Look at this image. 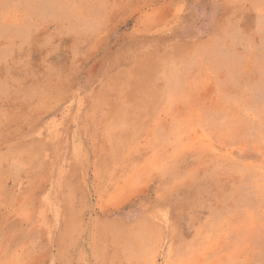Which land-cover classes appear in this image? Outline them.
Listing matches in <instances>:
<instances>
[{
	"label": "rangeland",
	"instance_id": "rangeland-1",
	"mask_svg": "<svg viewBox=\"0 0 264 264\" xmlns=\"http://www.w3.org/2000/svg\"><path fill=\"white\" fill-rule=\"evenodd\" d=\"M0 264H264V0H0Z\"/></svg>",
	"mask_w": 264,
	"mask_h": 264
}]
</instances>
